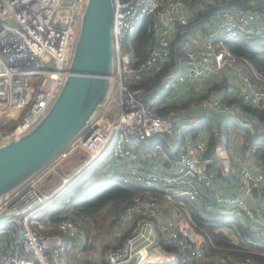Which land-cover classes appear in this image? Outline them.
Returning <instances> with one entry per match:
<instances>
[{
  "label": "built area",
  "instance_id": "obj_1",
  "mask_svg": "<svg viewBox=\"0 0 264 264\" xmlns=\"http://www.w3.org/2000/svg\"><path fill=\"white\" fill-rule=\"evenodd\" d=\"M229 1L113 0L114 64L107 99L90 121L88 137L78 134L48 166L0 200V264H70V250L82 247L86 231L71 217L54 225L43 215L77 175L109 156L126 164L120 181L160 190L163 198L138 195L124 208L116 232L120 242L108 250L105 264H172L176 250L182 252L181 264H264L252 256H264V162L256 158L240 170L243 194L216 190L217 169L208 167L213 160L202 129L205 116L190 115L185 106L167 107L163 100L177 85L195 81L198 107L240 116L254 140L264 141V132L244 107H264V72L233 54L227 44L238 36L264 42V0H248V9L232 5L211 14L214 5ZM87 2L0 0V147L31 131L56 101L70 74ZM209 8L206 29L185 49V62L170 65L178 28ZM146 20L152 39L147 52L138 54L133 42ZM224 69H232L234 90H212L209 79ZM164 71L153 89L141 84ZM183 133L188 136L179 145ZM153 137L162 140L153 142ZM78 154L85 155V164L50 194L43 192L48 176L60 173ZM163 163H169V171L159 168ZM188 201L204 215L217 211L231 216L235 221L225 232L244 255L206 248L205 232L197 229ZM162 212L169 217L158 229Z\"/></svg>",
  "mask_w": 264,
  "mask_h": 264
},
{
  "label": "water",
  "instance_id": "obj_2",
  "mask_svg": "<svg viewBox=\"0 0 264 264\" xmlns=\"http://www.w3.org/2000/svg\"><path fill=\"white\" fill-rule=\"evenodd\" d=\"M247 2L217 4L211 14L232 5L248 9ZM113 11V0H88L70 74L56 101L31 131L0 147V200L48 166L78 134L89 136V123L107 99L111 85ZM253 193L259 194L257 186ZM185 252L190 255V247Z\"/></svg>",
  "mask_w": 264,
  "mask_h": 264
},
{
  "label": "trees",
  "instance_id": "obj_3",
  "mask_svg": "<svg viewBox=\"0 0 264 264\" xmlns=\"http://www.w3.org/2000/svg\"><path fill=\"white\" fill-rule=\"evenodd\" d=\"M210 18V8L202 9L197 14L190 25L186 27H179L176 37L172 41V60L170 65H173L178 59L185 62V49L193 42L191 36L196 34L199 30L206 29V23ZM152 39V32L148 27L147 20L141 23L138 29V34L134 39L133 45L138 54L147 52L149 42ZM229 50L239 56L248 58L256 69L264 72V42L262 40L248 39L243 36L234 37L228 41ZM167 71V70H166ZM165 71L159 75H154L142 80L143 85L147 86L149 90L153 89L155 83L159 82ZM238 100V99H237ZM175 105L168 104L167 107ZM250 118H259L264 122V107L262 106H248ZM228 127L226 129L229 132ZM244 128V127H243ZM250 135V133L248 132ZM247 146L257 144V152L259 157L264 162V141H249ZM162 140L160 137H153L151 141L155 142ZM214 144V141H212ZM209 154L212 155V149ZM103 161L99 162L96 167L89 169L83 176L75 181L60 201H54L47 207L43 216H48L52 224H57L63 218L71 217L78 221L87 232L93 226L92 222H99L101 220L107 221L113 219L112 224L121 226L120 216L124 208L130 204L138 195L143 197H151L157 200L163 195V192L157 189L145 188L136 184H125L115 175L106 174V178L102 176L100 166ZM88 184V185H87ZM77 191L72 195L70 200L67 195L70 191ZM79 194H83L81 199L74 203V199ZM80 198V197H79ZM190 203V208L193 215V220L197 224L199 231L205 232L208 246L213 253L223 252L235 256L244 255L239 252L238 248L231 243L230 237L225 232L229 223L235 220L228 215H223L217 211H208L207 215L201 211L196 203ZM194 204V205H193ZM243 232L247 234V230L242 228ZM69 242V238H66ZM166 250L172 251L174 248L164 245ZM177 261L172 264H181L180 260L182 252L177 251ZM256 261H264V256L252 254ZM192 264H201L200 262H193Z\"/></svg>",
  "mask_w": 264,
  "mask_h": 264
},
{
  "label": "crops",
  "instance_id": "obj_4",
  "mask_svg": "<svg viewBox=\"0 0 264 264\" xmlns=\"http://www.w3.org/2000/svg\"><path fill=\"white\" fill-rule=\"evenodd\" d=\"M199 31L191 36V40L194 41L198 36ZM203 44V40H201ZM212 84V88L216 91H225L230 92L235 88V83L233 80V72L232 69H224L220 75L211 77L209 79ZM196 82L188 81L185 84L177 85L174 89H172L165 97L164 101L167 104L171 105H181L187 107L188 113L190 115L203 114L205 116L204 127L207 126L206 130V140L209 146L208 156H210L213 160L212 163L208 165L210 169H217L216 178L214 181V187L216 190L221 191L226 194H234L240 193L243 194L242 189L240 187V170L247 164L248 166L252 164L253 160L261 159L259 157V153L257 152V144H252L247 146V140L254 141L252 135L248 134L247 129L243 128L240 116H234L231 113L221 112L216 109H202L197 106L198 100L196 95ZM258 129L261 132H264V122L260 121L259 118H253ZM229 128V132L227 133L226 129ZM187 134L183 133L180 138L179 145L182 144L187 138ZM225 138L226 142L221 143V138ZM194 138H196V134H194ZM214 141V144H212ZM178 145V146H179ZM218 147H221V150H218ZM210 149H212V155L209 154ZM80 158L78 163H75L74 166H71L74 158ZM86 157L83 154H78L66 161L60 168V173L52 174L53 176L50 179H46L41 186L46 188V192L50 194L54 189L60 187L64 180L70 176H72L76 169L81 168L85 162ZM75 161V160H73ZM77 161V160H76ZM249 161V163H248ZM120 162V161H118ZM121 163V162H120ZM123 166L116 167L114 172L110 175H119L121 172H124L126 168L125 163H121ZM159 168L165 171H169V164L163 163L158 164ZM68 167V168H67ZM110 171H108L109 173ZM64 194V193H63ZM254 196L258 197V195ZM163 197V196H162ZM58 197L52 200L51 203L56 201ZM252 201V199H250ZM188 201V207L192 214L190 203ZM193 203V202H191ZM194 205V204H193ZM197 205V204H196ZM198 206V205H197ZM199 207V206H198ZM167 217H169V213L162 212L160 214V219L158 220L157 228L160 229L161 225L166 221ZM193 217V215H192ZM47 220H49L48 216H45ZM50 224H52L50 222ZM204 245L206 248H210L208 246L207 240L204 241ZM164 245H162L163 247ZM78 248H71L69 253V262L70 264H84L81 259V254L77 250ZM211 250V248H210ZM172 251H175L174 249ZM170 251V252H172ZM79 258L77 259V256ZM208 261L201 260L197 262ZM106 263V261H104ZM103 261H99V264L104 263ZM209 262V261H208ZM210 263V262H209ZM211 264V263H210Z\"/></svg>",
  "mask_w": 264,
  "mask_h": 264
},
{
  "label": "rangeland",
  "instance_id": "obj_5",
  "mask_svg": "<svg viewBox=\"0 0 264 264\" xmlns=\"http://www.w3.org/2000/svg\"><path fill=\"white\" fill-rule=\"evenodd\" d=\"M114 89L116 90V87H114ZM212 90H215V89L212 88ZM110 95H112V92L110 93ZM115 95H116V93H115ZM183 105H177V106L184 107ZM202 129L204 131H206L207 130V126L204 127V125H203ZM73 160H75V161H73ZM73 160L72 161H69V162H73L71 164L70 168L72 166H74L75 163H78L79 160H80V158H76L75 157ZM79 164L80 163H78V165ZM120 166H123V165L120 162H118L117 160H114L111 156H109L107 160H105V161L102 162V164L100 166V171H102V176L104 178H106L107 177L106 174L108 173V171H110L109 174H111V173L114 172V169L116 167H120ZM83 169H85V168H83ZM82 170L80 172H82ZM86 172H83V173L79 174L76 177V180H78ZM117 177H118V175H117ZM46 188H47L46 186L44 188L42 187V191L43 192H46L45 191ZM76 192L77 191H74V190L70 191L68 193V195L66 196L67 199L70 200L71 196L72 195H75ZM60 194H62V195L60 196V198L58 197L59 199L56 200V201H60V199H62V197L64 195L63 194V191H61ZM82 195L83 194H79L78 196H76L75 199H74V203L78 199H81L82 198ZM162 198L163 197H161L160 199L162 200ZM51 204L52 203H50V205ZM112 221H113V219H109L107 221L101 220L98 223L97 222H92L93 223V226L88 229L89 232H87L85 230V228L84 229L82 228L83 230L86 231V233H85L86 240L84 241L82 247L78 249V252H80L81 259L83 260L82 262L84 264H99V261H103V262L106 261V254H107L108 250L110 248H112L113 246H116L117 244H119L120 239L116 236V232L119 229V226L118 225H113L112 224ZM76 256H77V254H76ZM78 258H79V256H77V259ZM157 261H160V260H157ZM209 262L208 261H202L200 263L201 264H210V263L213 264L212 262H210V263ZM101 264H105V262L104 263H101ZM154 264H162V263L161 262L155 263V261H154Z\"/></svg>",
  "mask_w": 264,
  "mask_h": 264
},
{
  "label": "bare ground",
  "instance_id": "obj_6",
  "mask_svg": "<svg viewBox=\"0 0 264 264\" xmlns=\"http://www.w3.org/2000/svg\"><path fill=\"white\" fill-rule=\"evenodd\" d=\"M98 163H99V162L94 163V164L91 166V168L96 167V165H97ZM91 168H89V169H91ZM77 176H78V175H77ZM60 192H61V191H60ZM61 195H62V194H60L58 197L60 198ZM59 198H58V199H59ZM58 199H57V200H58Z\"/></svg>",
  "mask_w": 264,
  "mask_h": 264
}]
</instances>
